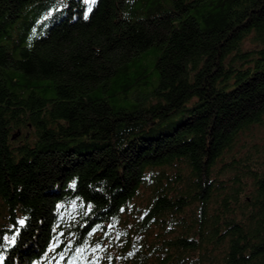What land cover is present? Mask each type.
I'll return each mask as SVG.
<instances>
[{
	"label": "trees",
	"instance_id": "16d2710c",
	"mask_svg": "<svg viewBox=\"0 0 264 264\" xmlns=\"http://www.w3.org/2000/svg\"><path fill=\"white\" fill-rule=\"evenodd\" d=\"M0 264H264V0H0Z\"/></svg>",
	"mask_w": 264,
	"mask_h": 264
},
{
	"label": "rangeland",
	"instance_id": "374dc122",
	"mask_svg": "<svg viewBox=\"0 0 264 264\" xmlns=\"http://www.w3.org/2000/svg\"><path fill=\"white\" fill-rule=\"evenodd\" d=\"M250 43H252L251 40H247V41H246V44H250ZM145 67H150V68H149V71H151V70L153 69V61H152V60H148V61H146V65H145ZM257 134L262 136L263 131H262V130H258V131H257Z\"/></svg>",
	"mask_w": 264,
	"mask_h": 264
},
{
	"label": "snow or ice",
	"instance_id": "6c2138e0",
	"mask_svg": "<svg viewBox=\"0 0 264 264\" xmlns=\"http://www.w3.org/2000/svg\"><path fill=\"white\" fill-rule=\"evenodd\" d=\"M86 2H87V0H86ZM93 2H94V0H93ZM89 11H91V9L89 8ZM21 223H23V221H21Z\"/></svg>",
	"mask_w": 264,
	"mask_h": 264
}]
</instances>
